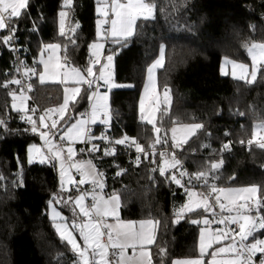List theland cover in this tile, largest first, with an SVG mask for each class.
<instances>
[{"label": "trees", "instance_id": "trees-1", "mask_svg": "<svg viewBox=\"0 0 264 264\" xmlns=\"http://www.w3.org/2000/svg\"><path fill=\"white\" fill-rule=\"evenodd\" d=\"M147 1L156 5L155 19L138 21L137 34L126 46L112 41L104 46V53H117L113 58L112 76L121 84L110 90L109 137L118 139L126 134L149 148V144L165 145L164 140L170 143L168 136L173 125L202 124L203 129L178 149L177 156L183 167L191 172L209 171L213 162L223 160L222 167L214 172V181L210 173L209 183L217 187L258 185L259 210L264 215V149L258 144H247L253 125L264 121V78L258 77L249 86L219 70L221 57L247 60L242 45L264 42V0ZM95 6L96 0H72L70 6H64L63 0H29L28 15L14 22L18 24L16 37L21 61L27 67L35 66L33 60L40 45L57 41L63 63L67 53L68 65L85 68L90 56L88 44L95 36ZM60 11L66 13L64 36L60 35ZM33 22L38 31H31ZM3 35L6 31H0V37ZM161 43L166 48L164 63L157 71L158 89H166L169 96L158 108L155 126L159 131L156 132L151 124L140 120L137 103L146 67ZM17 67L13 51L0 43V118L6 120V130L0 126V264H73L77 257L55 232L47 216V202L51 193L66 199L69 195L74 197L77 189L71 187L60 194L59 176L53 163H27L28 145L40 140L30 130L24 131L30 125L21 121L22 114L11 108L9 93L19 90L18 85L4 86L5 81L18 79ZM31 78L35 89L28 99L27 114L38 121V114L31 112L33 103L41 108L54 107L60 100V89L56 84L38 83L32 75ZM87 108L86 98H78L75 106L70 104L67 108L66 118L72 119ZM92 128V134L99 136L106 126L95 124ZM157 137L160 143H156ZM229 141L230 150L221 152L222 144ZM90 147L86 142L77 144L76 158H89L103 173L105 194L116 191L120 195L119 217L158 222L153 244L149 246L152 264H161L160 248L166 252L164 264L196 256L200 224L190 221L203 216L212 219L211 213L198 209L194 214H185L178 223H172L177 219L175 210L184 203L186 193L184 188L161 178L158 170L151 171L158 169L159 156H155L156 164L152 163L151 156L137 166L133 163V154L120 147L114 156L104 155L105 145L98 144V150L89 154ZM116 165L126 172L117 176ZM21 166L22 185L17 175ZM176 174L180 178L179 172ZM182 183L204 194L209 192L207 187L189 184L186 177ZM209 202L218 214L214 194ZM58 206L67 220L74 217L73 201L67 206L63 203ZM76 213L74 218L78 219L77 210ZM252 214L255 215V209ZM257 235L263 236L264 230H259Z\"/></svg>", "mask_w": 264, "mask_h": 264}, {"label": "snow or ice", "instance_id": "snow-or-ice-1", "mask_svg": "<svg viewBox=\"0 0 264 264\" xmlns=\"http://www.w3.org/2000/svg\"><path fill=\"white\" fill-rule=\"evenodd\" d=\"M28 4L29 0H0V30L8 33L0 37V43L10 46V50L13 52L18 50L15 47L18 43L16 37L18 24L14 22L28 15ZM63 4L64 6H70L72 0H63ZM96 5V13L103 19L98 18L96 20V40L88 44L90 56L85 68L71 67L69 69L67 53H65L64 63H60L59 59L55 57L56 50L60 48V45L56 43L41 44L38 53L39 60H33L34 65L42 66L43 70L39 72L41 83L45 81L46 77L52 79L60 77L59 82L61 84H71V86L64 88L63 103L58 108L45 109V114L40 115L37 121L33 118V115L27 114L28 110L22 107L26 97L23 95V88L21 87L19 96L21 106L18 110L25 114L20 115L19 119L26 121L30 125V129L26 128L25 132L30 130L32 133L37 134L43 142L42 144L33 143L28 145L27 163L31 165L34 162L33 153H35L39 157L38 162L40 164L53 163L54 167L58 165L60 194L66 191V182L67 184L75 185L77 189L79 185L85 183L92 186L90 191L79 192L75 197L69 195L66 199L62 195L58 196V193H51L47 202L49 209H51L49 216L53 222V228L60 239L67 242V245L70 246L71 251L77 257L73 264H109V249L112 250L111 255H114L117 250L119 251V264H152V258L145 249L146 246L153 244L154 232L158 222H154L152 219L120 221L118 215V209L121 206L120 195L116 191L107 196L103 194L105 185L99 180L103 173L96 169L92 160L73 161V157L76 155L73 144L76 142L90 144L91 147L88 152L91 154L98 150V144L93 143V141H102L105 145V156H114L117 145L134 148L136 157L133 163L137 166L141 163L142 155L144 159H148L149 153L135 138L128 137L125 134L118 139H113L107 136L105 132H102L99 136H94L89 125L99 119L106 126L107 131L112 120L108 92L112 88L120 86L112 82L111 73L107 71L111 69L114 55L117 53L113 52L102 58L101 50L104 48V44L97 41L100 39L107 40L111 37L112 43L126 46L127 41L137 34L136 29L140 27L138 21L155 19L156 5L146 2V0H123V2L121 0H110V2L109 0H96ZM59 16L61 18L59 25L60 35L64 36V17L66 13L60 11ZM76 27H79L78 23ZM31 31H38L35 22H33ZM242 47L246 50L247 56L251 60V65L224 57L221 64V72L226 75L224 67L225 65H231L232 77L237 81H242L246 85L252 86L258 81V77L264 78V43H244ZM165 48L166 45L164 43L159 45V57L147 67L148 82L144 85L146 93L149 91V83L153 85L154 89V72L163 64ZM46 51L49 52L47 58L44 56ZM19 65L25 66V62L19 61ZM96 66L99 67L94 71ZM16 70L19 71V67ZM36 72V67H24L25 76L35 75ZM9 84L20 86L22 81L13 79L4 82L5 87ZM28 87L31 89V84ZM128 87H132V85H128ZM102 89L105 90L102 91ZM9 95L12 96L13 101L17 99L14 92H10ZM78 98H86L88 108L82 113H77L72 118L75 122H72V119L66 118V109L70 104L75 106ZM12 108L17 109V104L13 103ZM31 112L35 113L36 109H31ZM146 112L147 114H145ZM47 113H57L61 119H52L51 124L46 125ZM154 114V109L151 111L145 109L144 95L142 94L140 99V120L151 124L153 131L158 132L159 129L154 124ZM240 115L243 116L244 114L240 113ZM58 124L60 127H58ZM0 126L5 127L6 130L5 119L0 118ZM42 128L44 130H41ZM202 129L203 125L199 123L184 125L182 130H179L181 135L178 139V129L173 127L170 130L172 133V148L174 150L183 148L189 142L190 137H193L198 130ZM57 134L60 136V141L66 143V148L64 143H57L50 138ZM227 135L228 132L226 131L225 136ZM254 141L258 142L261 149H264V121L253 125L252 136L248 140V144L251 145ZM160 142V138L157 137L156 143ZM163 143L167 144V140H164ZM230 144V141L222 144L221 152L230 150ZM148 147L153 150L152 163L156 164L155 144H149ZM83 151L81 149V153ZM17 163L20 165L18 157ZM222 165L223 160L213 162L209 171H200L189 175L186 171L181 170L183 163L177 158L175 151L172 154L166 151L159 153L158 169L153 168L151 171L156 172L158 170L161 178L184 188L188 197L187 201L179 209L175 210L174 214L177 219H174L172 223H178L180 219L184 218L185 214H194L198 209H203L205 213H211L212 216V219L203 216L200 219H192L190 221L192 224L204 225L199 232V255L195 258L173 260L172 264H257L254 258L258 254V264H264V239H256L254 236L259 230H264V215H261L259 210L261 201L255 200L258 185L252 184L238 189H224L217 187L215 183H209L210 173L211 179L214 181V172L220 169ZM116 167L119 169L116 173L117 176L126 172V169L120 168L119 165H116ZM73 168L79 172L80 179L78 181H74L70 175V171ZM177 172H179L180 178L177 177ZM17 175L20 177V184L22 185V166L21 172L17 173ZM186 175H188L189 184L192 183L193 178L202 182V186L209 189L208 194L198 193L192 187H185L182 183V178ZM88 177H92V179L89 180ZM0 179H2V176H0ZM97 189L100 191H97ZM212 194H215V205L221 210L219 219H216L217 214L213 210L214 205L209 202V196ZM86 197L91 198L90 205L85 204ZM73 200L75 201V207L72 209L73 216H77L76 208H78L79 217H82V219L77 221L74 218L71 225H69L66 222L67 218L56 210L54 205L63 203L67 206ZM254 209L255 215L252 214ZM224 212H227L228 215H224ZM107 217L115 218L117 223H104V219ZM213 224L216 225L215 228L211 227ZM231 225L237 227H230ZM74 231L78 232L83 246L77 240ZM250 237L252 238L251 242H249ZM220 244H223V246L215 247L210 252L211 259L205 261L204 258L206 254H209V250L213 249L214 245ZM137 246L141 249L139 255L128 258L124 250L128 247L135 249ZM159 255L161 264H164L163 257L166 255L164 248L159 249ZM218 256L225 258L217 259Z\"/></svg>", "mask_w": 264, "mask_h": 264}, {"label": "rangeland", "instance_id": "rangeland-1", "mask_svg": "<svg viewBox=\"0 0 264 264\" xmlns=\"http://www.w3.org/2000/svg\"><path fill=\"white\" fill-rule=\"evenodd\" d=\"M109 2H110V0H109ZM121 2H123V0H121ZM146 2H148V1L146 0ZM96 6H97V5H96ZM96 6H95V12H96ZM96 14H97V13H96ZM98 18H99V19H103V17H99V16L97 15V19H98ZM97 19H96V20H97ZM0 31H3V30H0ZM102 35H103V26H102ZM95 40H96V23H95V36H94V39H93L90 43H92V42L95 41ZM107 41H112V40H111V37H109V39H107V40H105V39H100V40L97 41V42H99V43H101V44H104V46H105V43H106ZM48 43H56V44H59L57 41H47V42H43L42 44H48ZM261 43H264V42H261ZM39 49H40V47H39ZM39 49H38L37 54H36V56H35V59H36L37 61L39 60V55H38V53H39ZM93 51H94V50H93ZM101 53H102V58L105 57V56H107V55H109V53H104V48L101 50ZM89 54H90V52H89ZM48 55H49V52L46 51V52L44 53L45 58H47ZM159 55H160V52H159V48H158V52H157L156 56H155V57H154V58L148 63L147 67H148L149 65H151V64L153 63V61H155V60L159 57ZM55 57L58 58L59 61H60V63L63 64V62H62V60H61V57H60V48H58V49L56 50ZM224 57H225V56L221 57V60H220V65H219V70H220V72H221V64H222V62H223V58H224ZM229 59H230V58H229ZM231 60H235V59H231ZM236 61H237V62H240V63H246V64H249V66L251 65V60H250V58H249L248 56H247V60H244V61L236 60ZM163 63H164V60H163ZM112 65H113V62H112ZM162 65H163V64H162ZM33 67H36V68H37V72H36L35 75H32V77H34L38 83H41V82H40V79H39V72L43 70V69H42V66H40V65L37 64V65H35V66H33ZM71 67H75V66L68 65V68H69V69H70ZM98 67H99V66H96V67L94 68V71H95L96 68H98ZM147 67H146V72H145L144 82H143V84H142V87H141V90H140V93H139V97H138L137 110H138V115H139V117H140V99H141V95L143 94V95H144V107H145V109L148 110V111H151V110H153V109L155 110V114H154V124H155L156 114H157L158 108H159V106L161 105L162 102H164L165 100L168 99L169 94H168V91H167L166 89H164V88H162V89H158L157 71H158V69H159L160 67H162V66L158 67V68L155 70V72H154V79H155L154 89H153V85H152L151 83H149V91H148L147 93L145 92L144 85H145L146 82H148ZM28 68H32V67H28ZM107 71H110L111 76H112V73H113V72H112V67H111L110 70H107ZM224 71L227 73L226 75H229V76L232 77V75H231V65H225V67H224ZM221 73H222V72H221ZM59 80H60V77H57L56 79H52V78L46 77L45 81L43 82V83L56 84V85L59 86V89H60V100H59V102H58L54 107H48V108H45V109L58 108L59 105L63 103L64 88H65V87H69V86H71V84H70V83L61 84V83L59 82ZM112 82H113L115 85H121V84H118V83H116V82L114 81L113 76H112ZM114 88H115V87H114ZM112 89H113V88H112ZM103 90H105V89H102V91H103ZM20 92H21V89H19V90H15V91H14V93H15L16 96H17V99H16L15 101H13L12 96H11L10 105H11V108H12L13 103H16L17 106H18V108H17V109H13V108H12V109L15 110V111L20 112L21 114H25V113H23V112H21V111L18 110L19 107L21 106V101H20V99H19ZM23 95L26 97V99L24 100L22 107L25 108V109L27 110V108H28V99L30 98V94L27 93V92H25V91H23ZM108 95H110V91L108 92ZM45 109H44V110H45ZM66 111H67V109H66ZM145 114H147V112H146ZM89 118H90V115H89ZM59 119H61V118H59ZM72 122H75L74 119L72 120ZM145 122H146V121H145ZM95 124H102V123H101V121H100L99 119H97L96 122H95V123H91L90 126L95 125ZM188 124H193V123H188ZM102 125H104V124H102ZM184 125H187V124H176V125H173L172 127H170V130H171L173 127H176V128L178 129V132H177V138H178V139H179V137H180V135H181V131H179V130H182V128H183ZM59 138H60V136H59ZM168 139L171 140V142H172V133H171V131H169ZM250 139H251V138H250ZM54 141L57 142L56 140H54ZM254 142H256V141H254ZM42 143H43V142H36V144H42ZM57 143H58V142H57ZM77 143H82V142H76L75 144H77ZM32 144H33V143H32ZM75 144H73V147H74ZM258 145H259V144H258ZM64 146H65V148H66V146H67L66 143H65ZM27 149H28V148H27ZM65 155H66V152H65ZM33 156H34V162H38L39 157L36 156L35 153H33ZM76 160H90V159L87 158V157H86V158H76V155H75V156L73 157V161H76ZM38 163H39V162H38ZM56 168H57V172H59L58 165L56 166ZM70 175L73 177L74 181H78V180L80 179L79 172H78L76 169H74V168L71 169V171H70ZM58 176H59V175H58ZM88 179L90 180V179H92V177H88ZM99 180H100V182L103 183L102 176L99 177ZM87 184H88V183H85V184H83V185H79V187H81V186H82V187L87 186ZM250 185H252V184H234V185H226V186H222V187H219V188H224V189H238V188L248 187V186H250ZM71 187L77 189V187H76L75 185L67 184V182L65 183V189H66V190H69ZM192 188H193V187H192ZM78 189H79V188H78ZM78 189H77V191L75 192L74 197H75L76 195H78L79 192H88V191H90V189H88V188H86V187H85L83 190H80V191H78ZM193 189H194V191H196V192H198V193H202L201 191H199V190H197V189H195V188H193ZM97 191H100V190L97 189ZM259 192H260V191H259V186H258V191H257V193H256L255 200H258ZM103 194H104L105 196H107V194H105L104 192H103ZM214 196H215V194H214ZM187 199H188V197H187V195H186L185 201H187ZM73 201H74V200H73ZM185 201H184V203H185ZM84 202H85L86 205H90V204H91V198H90V197H86ZM222 202H223V201H222ZM74 203H75V201H74ZM184 203H183V204H184ZM58 205H59V204H55V205H54L55 209L58 210V211H60V212L62 213V215L65 216V213L59 208ZM215 207L217 208V210H218V214H219V216H220V215H221V213H220L221 210L219 209L218 206H215ZM213 210H214V209H213ZM50 211H51V209H49V207H48V205H47V216L49 217V219H50V216H49V212H50ZM78 211H79V209H78ZM223 214H224V215H228L227 212H224ZM118 215H119V209H118ZM73 219H74V217H72L71 219L67 220L66 222H67L69 225H71ZM80 219H82V217H79V218L77 219V221H79ZM119 219H120V221H129V220H131V219H122V218H120V217H119ZM175 219H176V218H175ZM218 219H219V218H218ZM50 220H51V219H50ZM51 221H52V220H51ZM131 221H134V220H131ZM104 223L115 224V223H117V221H116V219L113 218V217H107V218L104 219ZM52 224H53V222H52ZM203 226H204L203 224H200V227H199V230H198V234H197V241H196L197 255L194 256V257H191V258H195V257H197V256L199 255V232H200V228L203 227ZM211 227L215 228L214 226H211ZM55 232H56V231H55ZM57 235H58V234H57ZM74 235H76L77 240L81 243V246H83L82 241H80V238H79V234H78V232H75V231H74ZM58 236H59V235H58ZM254 236H255L256 239H264V235H263V236H258L257 233H255ZM251 241H252V238L250 237V238H249V242H251ZM66 243H67V242H66ZM218 246H223V244H220V245H214V246H213V249H210V250H209V254H206V256H205V258H204L205 261H207L208 259H211L210 252H211L212 250H214L215 247H218ZM140 250H141V249L139 248V246H137V248H135V249H133L132 247H128V248H126L124 251H125V254H126V256H127L128 258H132V257H134V255H135V256H138ZM145 250L148 252V254H149V256H150V249H149L148 247H146ZM114 257H115V259H114V264H119V251H118V250L115 252ZM150 257H151V256H150ZM221 258H225V257H221V256H218V257H217V259H221ZM180 259H185V258H179V259H174V260H180Z\"/></svg>", "mask_w": 264, "mask_h": 264}, {"label": "built area", "instance_id": "built-area-1", "mask_svg": "<svg viewBox=\"0 0 264 264\" xmlns=\"http://www.w3.org/2000/svg\"><path fill=\"white\" fill-rule=\"evenodd\" d=\"M8 33L6 32V35H7ZM10 47V46H9ZM15 47L17 48V49H19V46H17V44L15 45ZM14 54H15V58H16V61H17V66L19 67V76H18V79H20L21 81H22V85H20V86H18V88L19 89H21V87L23 88V91H25V92H27V93H29L30 94V98H31V92L35 89V86H34V84H33V82H32V78H31V76H25L24 75V67L26 66H21V65H19V61H21V56L19 55V53H18V50L16 51V52H13ZM27 67V66H26ZM29 84H31V89H29V87H28V85ZM34 102V101H33ZM33 108H35L36 109V113L38 114V117H40V115H42V114H45L44 113V109L45 108H41L37 103H33ZM85 111V110H84ZM84 111H82V112H84ZM81 112V113H82ZM47 115V119H46V121H45V123H46V125H50L51 124V120L52 119H59V117H58V115H57V113H47L46 114ZM58 127H60V125L58 124ZM89 127H90V129H91V133H93V128H92V126H90L89 125ZM41 130H44L43 128L41 129ZM102 132H105L106 133V135L107 136H109V133H108V131H106V128H103L102 129ZM101 132V133H102ZM121 136H123V135H121ZM51 139H53V140H56L58 143H64V142H62V141H60V138H59V134H57V135H55V136H52V137H50ZM93 143H96V144H102V145H104V142H102V141H94ZM247 144H248V142H247ZM252 144H258V142H253ZM64 145H65V143H64ZM249 145V144H248ZM122 148V149H124L126 152H128V153H131V154H133V161L135 160V157H136V152H135V149L134 148H127V147H124V146H121V145H117L116 146V149H118V148ZM145 150L149 153V156H148V159L152 156V149L151 148H145ZM155 150H156V155H158L159 156V153L161 152V151H166L167 153H169V154H172L173 153V151H175V154L177 155L178 154V149H173L172 148V142H170V143H168V144H165V145H160V146H155ZM177 158H178V156H177ZM148 159H144V157H143V155L141 156V162H145V161H147ZM183 170L184 171H186L189 175H191L192 173H196V172H191V171H189L186 167H183ZM186 177V180H187V182H188V175H186L185 176ZM192 185H194V186H201L202 185V182H200V181H197V180H195V178H193V180H192V183H191ZM91 185H89V184H87V186H86V188H88V189H91ZM85 187H79V189L80 190H83ZM208 194V193H207ZM211 197V195L209 196V198ZM218 218H220V216H219V214H217L216 215V219H218ZM222 227H225V226H222ZM230 227H234V228H236L237 226H235V225H231ZM237 230H238V228H237ZM106 239V238H105ZM109 252H110V257H109V264H114V259H115V257H114V255H111V253H112V250L111 249H109ZM259 255V254H258ZM255 260H256V262H257V264H258V261H259V256H257V257H255L254 258Z\"/></svg>", "mask_w": 264, "mask_h": 264}, {"label": "crops", "instance_id": "crops-1", "mask_svg": "<svg viewBox=\"0 0 264 264\" xmlns=\"http://www.w3.org/2000/svg\"><path fill=\"white\" fill-rule=\"evenodd\" d=\"M27 110H28V108H27ZM39 140H40V138H39ZM39 142H42L41 140L39 141ZM77 144H80V143H77ZM77 144H75L74 145V149H75V151H76V145ZM73 205L75 206V203H74V201H73ZM76 210H77V212H78V215H79V211H78V208H76ZM132 220V219H131ZM139 220H141V219H138V220H134V221H139ZM153 220V219H152ZM154 221V220H153ZM154 234H155V232H154ZM150 246V245H149ZM149 246H146V247H148L149 248Z\"/></svg>", "mask_w": 264, "mask_h": 264}]
</instances>
